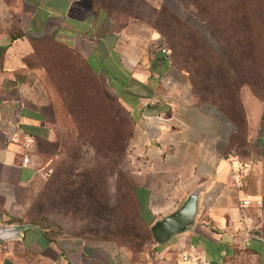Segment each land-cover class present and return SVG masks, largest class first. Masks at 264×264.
<instances>
[{"label": "crops", "instance_id": "crops-1", "mask_svg": "<svg viewBox=\"0 0 264 264\" xmlns=\"http://www.w3.org/2000/svg\"><path fill=\"white\" fill-rule=\"evenodd\" d=\"M47 44L80 54L128 112L141 220L151 224L193 190L196 214L186 231L135 253L32 226L0 242V264H264V94L241 86L234 114L199 98L189 72L162 53L159 31L141 19L117 24L83 0H0V223L23 219L59 148L57 93L39 61Z\"/></svg>", "mask_w": 264, "mask_h": 264}, {"label": "rangeland", "instance_id": "rangeland-1", "mask_svg": "<svg viewBox=\"0 0 264 264\" xmlns=\"http://www.w3.org/2000/svg\"><path fill=\"white\" fill-rule=\"evenodd\" d=\"M83 1L117 24L141 19L161 31L172 62L189 72L199 98L234 114L241 86L252 84L255 94H264V0H201L206 16L192 0H163L160 6L147 0ZM41 47L39 61L48 70L44 76L63 87L61 94L56 91L59 148L46 161L44 184L19 223L45 228L53 236H86L138 252L153 238L150 223L140 218L131 178L127 151L133 122L105 82L86 70L81 57L62 51L71 71L61 74L43 55L51 45Z\"/></svg>", "mask_w": 264, "mask_h": 264}, {"label": "water", "instance_id": "water-1", "mask_svg": "<svg viewBox=\"0 0 264 264\" xmlns=\"http://www.w3.org/2000/svg\"><path fill=\"white\" fill-rule=\"evenodd\" d=\"M197 209V191H191L181 204L168 214L156 219L149 226L153 240L158 244L169 241L173 236L189 229ZM36 226L30 223H0V242L21 238L25 229Z\"/></svg>", "mask_w": 264, "mask_h": 264}, {"label": "trees", "instance_id": "trees-1", "mask_svg": "<svg viewBox=\"0 0 264 264\" xmlns=\"http://www.w3.org/2000/svg\"><path fill=\"white\" fill-rule=\"evenodd\" d=\"M192 3H193V5L196 7V10L201 14V15H203V16H206L205 15V13H206V8H205V6H202V3H201V0H192ZM161 8H162V10H166L167 9V7H165L164 5H162L161 6ZM208 12H209V10H207ZM109 17V16H108ZM114 19V18H113ZM217 22H219V21H217ZM215 24H218V23H215ZM213 27H214V30L213 31H215V29H216V26L215 25H213ZM159 31V30H158ZM160 32V34L162 33L161 31H159ZM49 45L47 44L46 45V47H48ZM53 49H55L54 48V46H51ZM51 49V48H50ZM53 49H51V50H49L48 52H46V55H47V59H50V60H53L56 64H57V66H58V71H60V73L61 74H64V73H66V74H68V72L69 71H71V70H68L67 69V64H68V61H67V58H68V56L70 55V56H75V57H81V59H82V61H83V63H84V66H85V68H86V70L93 76V77H96V78H98V80L100 79L94 72H92L91 70H90V68L86 65V62L84 61V59H83V57L80 55V54H78V53H76V52H74V51H71V50H69V49H66V48H61V49H55V51L53 52L52 50ZM64 52L65 54L64 55H67L68 53V56H62L61 55V52ZM170 59H171V62H172V58H171V54H170ZM173 63V62H172ZM180 68H182V69H184V70H186L184 67H180ZM54 71V70H53ZM187 71V70H186ZM68 79H69V77H68ZM53 84H54V82H53ZM246 85H249L253 90H254V92H256V93H258V91H257V89H256V87L254 86V85H252V84H249V83H247ZM54 87H55V85H54ZM57 87V88H56ZM55 87V90L58 92V94H61V90H62V85L60 86V85H57ZM101 88L103 89V86L101 85ZM101 99V98H100ZM101 103L103 104V105H101ZM101 103H99L98 104V109H99V111L100 112H105V105H104V102H103V100L101 99ZM123 107V106H122ZM124 108V107H123ZM125 109V108H124ZM126 110V109H125ZM128 113V112H127ZM129 115V114H128ZM105 129V126H103V130ZM133 189H134V187H133ZM134 195H135V193H134ZM140 209V208H139ZM140 214V213H139ZM140 218H141V215H140ZM37 226V225H36ZM149 226H150V224H149ZM42 228V227H41ZM42 229H44V230H46L45 228H42ZM47 231V230H46ZM152 235V234H151ZM153 238V237H152Z\"/></svg>", "mask_w": 264, "mask_h": 264}, {"label": "built area", "instance_id": "built-area-1", "mask_svg": "<svg viewBox=\"0 0 264 264\" xmlns=\"http://www.w3.org/2000/svg\"><path fill=\"white\" fill-rule=\"evenodd\" d=\"M161 51L165 55L166 58L170 57L169 49H167L166 47H162ZM15 103H16V105H15L16 109H15V114H14V121H15V123H18L19 122V114H20V109H21L22 103H21V101L19 99H16ZM32 141H33V139L29 138V140L26 142V145L29 146ZM28 161H29V158L27 156L23 158V163H27ZM255 202H256L257 205H261L262 204V200L261 199H258ZM249 203H250L249 199H243L240 202V204L242 206L248 205ZM182 257H183L184 260H186L188 258V256L185 255V254Z\"/></svg>", "mask_w": 264, "mask_h": 264}]
</instances>
